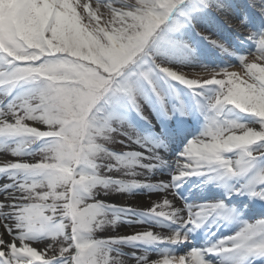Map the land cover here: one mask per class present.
I'll return each mask as SVG.
<instances>
[{
    "label": "snow or ice",
    "instance_id": "6c2138e0",
    "mask_svg": "<svg viewBox=\"0 0 264 264\" xmlns=\"http://www.w3.org/2000/svg\"><path fill=\"white\" fill-rule=\"evenodd\" d=\"M0 264H264V0H0Z\"/></svg>",
    "mask_w": 264,
    "mask_h": 264
}]
</instances>
